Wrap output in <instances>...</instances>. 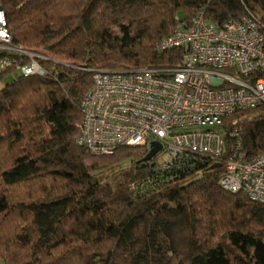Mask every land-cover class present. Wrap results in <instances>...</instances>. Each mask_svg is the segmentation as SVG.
<instances>
[{"label": "trees", "instance_id": "trees-1", "mask_svg": "<svg viewBox=\"0 0 264 264\" xmlns=\"http://www.w3.org/2000/svg\"><path fill=\"white\" fill-rule=\"evenodd\" d=\"M15 45L39 48L45 76L0 87V261L5 264H264V204L225 191L240 151L264 154V105L223 120L218 163L184 155L162 171L150 149L97 156L78 144L91 70L177 66L158 45L180 22L223 25L264 0H1ZM0 76V85L11 77ZM221 165L212 169L215 165Z\"/></svg>", "mask_w": 264, "mask_h": 264}, {"label": "built area", "instance_id": "built-area-1", "mask_svg": "<svg viewBox=\"0 0 264 264\" xmlns=\"http://www.w3.org/2000/svg\"><path fill=\"white\" fill-rule=\"evenodd\" d=\"M173 49L182 51L177 66L91 70L93 83L80 107L79 145L104 156L121 147L151 149L157 141L162 150L153 160L162 171L189 154L218 163L226 145L224 118L264 105V24L250 14L219 26L201 11L157 47L159 53ZM41 60L87 70L15 45L0 0V76L9 70L13 78L45 76ZM238 134L237 129L231 134L236 150L220 185L264 204V154L247 161Z\"/></svg>", "mask_w": 264, "mask_h": 264}, {"label": "water", "instance_id": "water-1", "mask_svg": "<svg viewBox=\"0 0 264 264\" xmlns=\"http://www.w3.org/2000/svg\"><path fill=\"white\" fill-rule=\"evenodd\" d=\"M162 150V145L159 142H152L151 149L148 153V155L145 157L144 162H150L152 161ZM221 165L217 164L212 167V169L218 168Z\"/></svg>", "mask_w": 264, "mask_h": 264}, {"label": "rangeland", "instance_id": "rangeland-1", "mask_svg": "<svg viewBox=\"0 0 264 264\" xmlns=\"http://www.w3.org/2000/svg\"><path fill=\"white\" fill-rule=\"evenodd\" d=\"M12 80H13V77H9V78L5 79V81L0 85V87L4 86L5 83L11 82ZM0 264H5V262L0 261Z\"/></svg>", "mask_w": 264, "mask_h": 264}]
</instances>
